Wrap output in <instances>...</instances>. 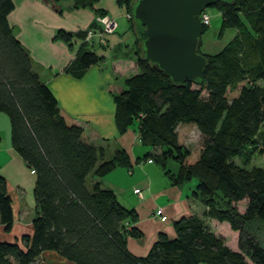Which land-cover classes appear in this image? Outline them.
I'll use <instances>...</instances> for the list:
<instances>
[{
    "label": "trees",
    "instance_id": "trees-1",
    "mask_svg": "<svg viewBox=\"0 0 264 264\" xmlns=\"http://www.w3.org/2000/svg\"><path fill=\"white\" fill-rule=\"evenodd\" d=\"M133 1L117 0L129 15L138 73L112 94L116 129L124 134L134 128L151 150L144 158H151L172 185L195 180L192 194L207 208L203 217L237 232V250L193 216L173 224V239L160 234L145 257L129 253L127 239L142 236L134 227L137 215L99 182L118 167L129 168L127 155L119 150L105 161L104 150L58 107L8 25L12 1L0 0V113L8 118L12 149L35 175L32 236L22 237L20 245L0 241V264H41L46 251L72 264H264V247L248 231L256 222L264 225V168L246 170L233 162L242 158L247 165L252 152L264 158V0L213 6L221 16L220 35L232 29L236 34L213 56L202 54L200 41L198 53L207 60L204 81L181 85L144 60L130 19ZM205 30L202 25V34ZM57 38L69 43L72 36ZM100 61L82 46L65 71L81 78ZM194 129L200 143L189 150L185 141ZM242 201L247 209L240 215L234 205ZM0 226L6 233L13 226L1 176Z\"/></svg>",
    "mask_w": 264,
    "mask_h": 264
},
{
    "label": "crops",
    "instance_id": "crops-1",
    "mask_svg": "<svg viewBox=\"0 0 264 264\" xmlns=\"http://www.w3.org/2000/svg\"><path fill=\"white\" fill-rule=\"evenodd\" d=\"M11 1L14 7L7 16L8 25L58 107L77 120L93 146L104 150L105 161L119 150L129 159V168L118 167L99 180L122 206L137 215L134 227L142 236L127 239L129 253L145 257L160 234L173 239V224L181 219L197 216L204 220L203 204L193 196V188L172 185L155 162H148L151 158H144L151 150L140 143L134 128L124 134L116 129L112 94L123 90L124 81L138 73L135 36L125 7L117 0ZM98 15L116 23L114 33L105 37L103 44L99 27H94ZM89 30L94 34L86 41ZM59 33L71 35V41L58 39ZM79 34H85L84 39ZM82 46L101 61L75 78L65 70ZM0 176L6 180L13 211L12 229L6 233L0 226V241L20 245L22 237L33 233L35 175L12 149L8 134L4 141L0 137ZM136 189L141 190V197L134 193ZM158 209L168 218L166 223L155 216ZM40 262L72 264L52 251L43 252Z\"/></svg>",
    "mask_w": 264,
    "mask_h": 264
},
{
    "label": "water",
    "instance_id": "water-1",
    "mask_svg": "<svg viewBox=\"0 0 264 264\" xmlns=\"http://www.w3.org/2000/svg\"><path fill=\"white\" fill-rule=\"evenodd\" d=\"M229 0H134L131 21L143 58L173 83L204 81L206 58L198 53L200 16L208 7Z\"/></svg>",
    "mask_w": 264,
    "mask_h": 264
},
{
    "label": "rangeland",
    "instance_id": "rangeland-1",
    "mask_svg": "<svg viewBox=\"0 0 264 264\" xmlns=\"http://www.w3.org/2000/svg\"><path fill=\"white\" fill-rule=\"evenodd\" d=\"M205 13L208 15L210 20L209 25L206 26V30L202 34L200 39L201 52L203 55L213 56L221 52L223 47L232 40V38L236 34V30H226L220 35V29L222 24L220 14L214 7H208L205 10ZM103 17V15H98L96 18ZM95 24L97 27H99V25L96 23V20ZM0 117L2 118V120H0V137L4 141V139H6L7 137V134L9 135V122L5 114L0 113ZM260 133H264V125L261 126ZM199 143V133L196 129H194L186 138L185 146L189 150H195L199 147ZM233 162L238 167L245 168L246 170H250L253 167L264 168V158L259 156L256 152H252L249 154V163L247 165L244 164V159L242 158H236L233 160ZM172 165H174L173 162H169L170 168ZM186 185L187 187L190 186L194 189L196 186V181L192 180L191 182L186 183ZM234 207L236 211L240 215H242L247 209V201L237 203L234 205ZM201 210L205 212L207 211V208L203 205ZM204 221L210 226L211 231L215 235L220 236L223 239L224 244L229 249L233 251L237 250L238 233L233 232L227 223H219L216 220H212L209 218H204ZM248 231L250 234L256 235L259 243L264 247V225L256 222L254 225H250L248 227Z\"/></svg>",
    "mask_w": 264,
    "mask_h": 264
},
{
    "label": "built area",
    "instance_id": "built-area-1",
    "mask_svg": "<svg viewBox=\"0 0 264 264\" xmlns=\"http://www.w3.org/2000/svg\"><path fill=\"white\" fill-rule=\"evenodd\" d=\"M126 17L129 18V15H127ZM209 20L210 19L205 12L201 14L200 21H201V24L203 26H208ZM96 23L99 25V29H100V33H101V37H102L101 43L103 44V43H105L104 38L107 37L108 35H111L114 32V30L116 29V24L113 20H111L107 17L96 18ZM93 34L94 33L92 30L87 31L86 41L91 39ZM148 162L152 163V160H149ZM32 173H34V172L32 171ZM134 193L137 194L139 197H141V190L140 189L134 190ZM155 216L157 218H159L162 223H166L168 221V218L164 215V213L161 209L156 210Z\"/></svg>",
    "mask_w": 264,
    "mask_h": 264
}]
</instances>
